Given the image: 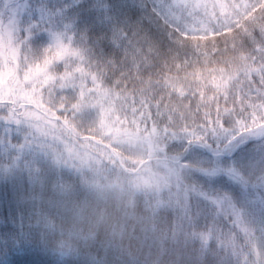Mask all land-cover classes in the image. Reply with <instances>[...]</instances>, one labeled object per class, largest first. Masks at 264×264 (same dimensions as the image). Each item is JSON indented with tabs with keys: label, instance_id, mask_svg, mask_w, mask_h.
Returning <instances> with one entry per match:
<instances>
[{
	"label": "trees",
	"instance_id": "obj_1",
	"mask_svg": "<svg viewBox=\"0 0 264 264\" xmlns=\"http://www.w3.org/2000/svg\"><path fill=\"white\" fill-rule=\"evenodd\" d=\"M47 3L0 0V61L14 78L58 37L73 52L46 67L42 75L51 70L54 81L24 85L34 87L28 101L0 100V236L22 223L32 245L8 251L6 264H254L249 238L264 247V224L251 235L238 208L210 201L219 215L211 226L201 219L195 235L180 222L189 202L195 214L201 192L189 146L214 148L257 128L253 103L257 94L264 99V67L248 56L257 50L253 39L264 45V4L250 34L220 30L200 44L163 27L150 43L101 55L58 24ZM11 40L22 44L17 61ZM64 71L78 81L73 102L59 101L69 87L61 88ZM26 118L63 140L77 167L65 169L62 148L53 151ZM134 159L149 162L139 167Z\"/></svg>",
	"mask_w": 264,
	"mask_h": 264
},
{
	"label": "snow or ice",
	"instance_id": "obj_2",
	"mask_svg": "<svg viewBox=\"0 0 264 264\" xmlns=\"http://www.w3.org/2000/svg\"><path fill=\"white\" fill-rule=\"evenodd\" d=\"M46 6L58 24L70 27L101 55L132 43H150L166 27L158 0H48ZM187 154L198 165L196 181L201 192L195 214L189 202L181 227L187 224L195 235L201 219L211 226L219 215L212 200L258 215L264 224V131L255 138L241 137L214 148L190 145ZM257 170L259 175L253 180ZM240 173L249 179L241 182ZM31 247L21 223L19 230L0 236V264H6L8 251L22 254ZM253 255L254 264H262L258 247Z\"/></svg>",
	"mask_w": 264,
	"mask_h": 264
},
{
	"label": "rangeland",
	"instance_id": "obj_3",
	"mask_svg": "<svg viewBox=\"0 0 264 264\" xmlns=\"http://www.w3.org/2000/svg\"><path fill=\"white\" fill-rule=\"evenodd\" d=\"M158 3L160 17L170 32H177L183 37L191 36L195 39V42L207 44L208 37H211L213 34L217 35L220 30H225L229 34H231L233 30H239L238 32L240 34L242 31L247 34L252 33L255 25H257L256 20L264 4V0H158ZM25 10L26 7L24 5L15 9L14 13H19L18 20L24 17ZM16 29L17 31H20L22 26L17 25ZM253 40H257L254 43L257 50L248 56L249 59L252 58L250 64L253 63V60L257 61L258 67L263 69L264 45L262 46L260 42H258V39ZM10 44L9 57L13 61H17V57L22 50V44L18 42L15 45L13 40H11ZM1 49L0 45V50ZM44 50L43 58L40 59L38 63L29 66V64L25 62L23 67L25 68L26 73L23 72L20 77L16 76L17 78L13 77V68H11V66L5 61H0V100H8L11 95H13V98L14 95H20L22 101H28L30 93L34 87H31L27 91L24 88V85L32 83L35 78L36 82L40 77H43L44 79L40 81L39 84H49V80L52 79L54 81L57 78V75L51 70L50 74L42 75L43 72L47 73L46 67L56 60L66 61L68 58L69 60H72L73 58V52L71 51L69 44L65 43L60 37L50 43L48 42ZM244 50L245 49H242V51ZM26 52L28 56H33V52H31L30 49ZM63 64L71 63L63 62ZM61 76H65L66 78V81H63L61 88L69 87L65 91L60 92L63 93V98H60L59 101L73 102L72 98L78 94V88H74L73 91L70 90V88L78 85V81L74 78L72 71H64ZM253 108L255 110L253 124L257 126V128L248 135V138H255L258 133L264 131V99L261 95H256ZM22 113H24V110ZM26 120L42 130L44 137L41 138V140L50 143L53 151H56V145L62 148L58 153L60 155L59 159L62 160V165H64L65 169H73L74 167H77L78 160L75 152H72L63 140L52 132L47 131L45 128L43 129L40 127L36 121L27 118ZM21 121L26 123L25 120ZM142 161L144 160L134 159L129 162L137 165ZM48 163H51L50 159L48 160ZM194 165H197L196 162ZM258 175L259 171L257 170V174L253 175L252 179L256 180ZM239 176L241 182H245L249 179L244 173H240ZM141 182L143 187H148V182L145 179H143V181L141 180ZM237 213L240 222L243 221L245 231L250 232L251 235L256 230H259L260 228L263 229L258 215L252 216L241 209H238ZM259 241L263 242V239H260L258 236H255V238L252 239L249 238V243L253 249L258 247L264 254V247L261 246Z\"/></svg>",
	"mask_w": 264,
	"mask_h": 264
},
{
	"label": "water",
	"instance_id": "obj_4",
	"mask_svg": "<svg viewBox=\"0 0 264 264\" xmlns=\"http://www.w3.org/2000/svg\"><path fill=\"white\" fill-rule=\"evenodd\" d=\"M142 166V165H141Z\"/></svg>",
	"mask_w": 264,
	"mask_h": 264
}]
</instances>
